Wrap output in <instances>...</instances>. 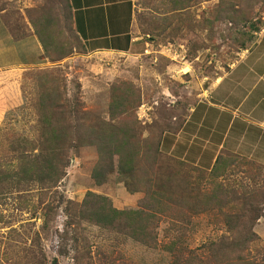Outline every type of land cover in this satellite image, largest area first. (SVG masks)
I'll list each match as a JSON object with an SVG mask.
<instances>
[{
	"label": "rangeland",
	"instance_id": "374dc122",
	"mask_svg": "<svg viewBox=\"0 0 264 264\" xmlns=\"http://www.w3.org/2000/svg\"><path fill=\"white\" fill-rule=\"evenodd\" d=\"M181 1L179 10L170 15L167 0H137L141 29L148 35L146 39L151 51L145 57H93L83 53L81 43L79 50L75 51V55H79L69 62L64 63V60L24 71L4 72L7 77L0 83V159L5 156L4 150L9 148L4 141L7 135L29 134L35 130V109L26 100L24 108L16 102V97L28 94L26 85H23L25 78L22 72L29 70L60 68L67 80L68 96L78 97L80 109L89 117L106 122L109 120L114 86L133 87L131 90L140 104L134 114L130 111L128 116L118 120L121 123L136 120L144 139L163 140L166 133H176L187 119L189 106L195 103L197 85L207 89L216 78L229 71L245 51L240 49L243 43L241 37L248 33L250 25L236 28L227 18L241 19L250 15L260 31L264 28V0ZM43 2L0 0V10L6 9L4 20L12 30L20 32L26 23V17L23 18L25 11L38 8ZM173 15V19L165 20ZM258 32L255 31L252 41L247 43L248 49ZM171 46L181 52L180 58L168 52ZM34 47L32 44L27 47L26 44L19 50L20 53L23 49L30 51L36 56ZM183 70L187 72L186 76H183ZM182 81L191 82L190 88ZM20 87L24 92H20ZM88 142L85 141L82 148L72 154L65 177L57 188L46 196L42 195L43 203L40 192L35 188L23 200H29L28 204L22 203L17 193L6 195L0 207L4 215V221L0 223V264H36L41 248L45 264H51L54 259L58 264H172L173 255L166 252L164 246L175 237L166 238L167 222L162 223L158 230L157 249L87 224L83 232L88 244L84 242L83 246L74 242L73 231L67 226L68 208L71 204H81L88 193L108 197L118 210L136 209L144 197L141 192L130 193L127 179L117 171L98 187L92 174L99 157L95 147ZM162 152L182 161L168 151ZM237 158L239 166L232 169L228 183L235 186L246 183L254 189L261 188L264 184V158L249 159L244 154ZM182 162L189 169L194 167L199 171H208L207 167L203 169ZM198 176L199 173L194 170L191 182L196 191L203 189ZM216 214H192L191 223L186 225L188 233L180 243L182 247L206 260L202 246L220 240L226 234V227ZM41 215L49 220L47 225L43 224ZM254 232L260 241L251 248L247 258L256 261V264H264V212L255 223Z\"/></svg>",
	"mask_w": 264,
	"mask_h": 264
},
{
	"label": "trees",
	"instance_id": "16d2710c",
	"mask_svg": "<svg viewBox=\"0 0 264 264\" xmlns=\"http://www.w3.org/2000/svg\"><path fill=\"white\" fill-rule=\"evenodd\" d=\"M167 1L170 15L178 11L183 2ZM42 2L38 8L25 11L26 23L20 32L5 23L15 40L33 34L43 49L42 59L50 64L61 63L72 57L82 44L72 28L63 0ZM2 12L6 9H1ZM174 15L165 20L173 19ZM227 20L236 28L250 25L248 33L241 37L240 49L247 50V43L260 27H256L250 15L241 19L228 17ZM83 51L85 54L84 46ZM62 73L60 68L22 72L28 94L16 97V102L23 107L26 100L35 109V130L29 134L10 133L4 138L9 148L0 159V207L8 193H17L21 202L28 204L29 200H23L34 188L41 198L57 188L66 175L72 154L89 141L99 157L92 174L96 185L102 186L117 171L127 179L130 193L141 192L144 197L132 210H118L108 197L91 192L81 204H71L67 226L73 231L76 244H88L83 232L87 224L157 249L158 230L167 222L166 238L175 237L164 246L165 251L173 255L172 264H256L248 260L247 254L260 241L254 227L264 212V184L254 189L246 183L237 186L228 183L232 169L239 166L237 155H219L208 171L189 169L186 163L162 152L161 138L157 141L144 139L136 120L122 123L118 120L128 116L130 111L134 114L140 104L131 90L133 87L114 86L106 122L82 112L78 97L68 96L67 80ZM5 74L0 73V83L7 77ZM19 90L24 92L21 87ZM194 170L199 173L202 190L196 191L191 182ZM210 212L221 217L226 234L202 246L205 260L180 243L188 233L186 225L191 223L192 214ZM3 216L0 211V223L4 221ZM41 217L47 225L49 220L44 215ZM175 233L181 235L174 236ZM43 258L45 254L41 248L36 264H45ZM51 264H58V261L54 259Z\"/></svg>",
	"mask_w": 264,
	"mask_h": 264
},
{
	"label": "crops",
	"instance_id": "0c3cea01",
	"mask_svg": "<svg viewBox=\"0 0 264 264\" xmlns=\"http://www.w3.org/2000/svg\"><path fill=\"white\" fill-rule=\"evenodd\" d=\"M136 2L63 0L85 54L127 59H139L151 53ZM4 15L5 12L0 14V73L47 65L37 37L30 34L23 40H15ZM255 36L253 45L242 52L229 71L207 89L197 85L195 103L189 106L186 121L176 133L164 135L162 151L208 170L223 153L264 158V28ZM26 44L35 46L36 56L24 49L20 53L19 47ZM73 55L64 63L79 54ZM182 72L186 76L187 72ZM182 82L190 88L191 82Z\"/></svg>",
	"mask_w": 264,
	"mask_h": 264
},
{
	"label": "built area",
	"instance_id": "2783aa9c",
	"mask_svg": "<svg viewBox=\"0 0 264 264\" xmlns=\"http://www.w3.org/2000/svg\"><path fill=\"white\" fill-rule=\"evenodd\" d=\"M168 52L169 53L171 52L173 54V56L176 57V58H180L181 57V52H179V50L174 48V46H171L170 48H168Z\"/></svg>",
	"mask_w": 264,
	"mask_h": 264
}]
</instances>
